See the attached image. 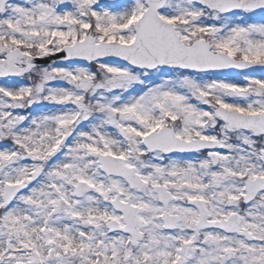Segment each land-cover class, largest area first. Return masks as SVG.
I'll return each instance as SVG.
<instances>
[{"label":"snow or ice","instance_id":"1","mask_svg":"<svg viewBox=\"0 0 264 264\" xmlns=\"http://www.w3.org/2000/svg\"><path fill=\"white\" fill-rule=\"evenodd\" d=\"M0 264H264V0H0Z\"/></svg>","mask_w":264,"mask_h":264}]
</instances>
